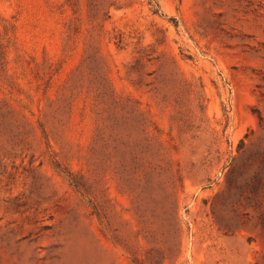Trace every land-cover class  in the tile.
<instances>
[{
    "label": "rangeland",
    "instance_id": "rangeland-1",
    "mask_svg": "<svg viewBox=\"0 0 264 264\" xmlns=\"http://www.w3.org/2000/svg\"><path fill=\"white\" fill-rule=\"evenodd\" d=\"M0 264H264V0H0Z\"/></svg>",
    "mask_w": 264,
    "mask_h": 264
}]
</instances>
